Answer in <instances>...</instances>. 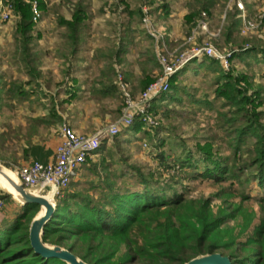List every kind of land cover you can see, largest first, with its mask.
Segmentation results:
<instances>
[{
  "label": "trees",
  "instance_id": "obj_1",
  "mask_svg": "<svg viewBox=\"0 0 264 264\" xmlns=\"http://www.w3.org/2000/svg\"><path fill=\"white\" fill-rule=\"evenodd\" d=\"M126 1L116 0L113 3L114 13L119 12L122 5L125 6L122 11L125 18L119 28L125 36L120 37L118 46L117 41H110L112 47L100 51L96 57L98 61L108 62L107 70L114 72L116 76L115 82L102 86L100 96H122L114 61H124L127 43H130L126 35L132 31L139 34L137 26L145 16L143 8L153 6L156 13L161 12L159 15L168 19L175 2L141 0L138 6H132ZM229 1L188 0L183 24L185 33H192L204 19V13L210 16L217 6L226 9ZM39 2L40 8L44 10L46 4L42 0ZM90 5V0H78L71 19L58 16L65 50L59 53V57L68 62L76 58L81 47L88 41L92 20ZM17 9L23 14L21 50L18 51H21V62L27 68L29 80L26 83L13 82L8 85L4 74H0V109L5 96L10 101L30 97L26 86L35 84L42 78L40 57L34 50L41 36L34 35L36 23L32 7L18 0ZM239 13L240 10L235 7L234 12L227 15V20H233L225 26L228 46L237 43V32L242 24L238 18ZM141 33L152 47L140 54L138 66L143 77L138 81L135 92H143L154 81L152 75L161 70L153 50L155 39L145 30ZM248 42L247 39L246 43ZM240 47L239 50H234L231 46L232 62L246 58L259 59L260 56L264 62V43L253 42ZM199 68L216 73L215 98L221 101L217 114L220 129L233 147L232 155L223 156L210 142L196 146L197 156L190 151L183 158H171L161 152L160 167L164 172L176 171V175L167 180L161 174L158 177L152 172H146L141 166H127L129 173L141 187V190H132L126 183L121 185L111 179V164L108 159L113 158L114 153L112 149L108 150L103 146L98 152L101 157L99 164L91 166L100 177L104 175L100 184L91 186L93 189H100L99 197L95 198L87 192H68L69 188L56 197L57 212L46 226L43 236L46 244L68 249L88 264H186L197 257L213 253L230 257L233 264H264V110H259L264 105V87L256 85L254 76L248 72H239L236 68L225 71L219 62L211 58H205ZM187 70L188 66L178 72L171 80L169 92L153 101V112L158 113L162 107L157 104L159 102L184 101L179 95L186 93L182 83ZM124 80L127 82L126 78ZM74 95L71 99L75 98ZM192 100V103L201 107H213V102L209 100H195L194 97ZM62 120L58 105L53 100L49 116L36 119L33 128L42 124L50 127ZM142 127V121L137 119L130 131L140 133ZM121 135L114 138L118 147L122 143L119 138ZM23 153L26 159L33 156L43 162L51 154L31 143ZM88 163L91 161L86 164ZM200 164L204 165L203 172L200 171ZM186 171H190L194 178L212 179L217 183L234 180L243 189V199L249 198L248 192L252 189L257 190L261 195L262 218L247 241H224L222 237V229L236 218L235 212L223 214L221 210L218 214H213L212 198L188 199L179 192L176 186L184 179L182 175ZM217 196L227 197V194ZM0 197L7 202L12 201L8 196ZM39 211L38 205H27L21 207L13 219L0 221V264H66L59 259H44L32 248L30 226Z\"/></svg>",
  "mask_w": 264,
  "mask_h": 264
},
{
  "label": "rangeland",
  "instance_id": "obj_2",
  "mask_svg": "<svg viewBox=\"0 0 264 264\" xmlns=\"http://www.w3.org/2000/svg\"><path fill=\"white\" fill-rule=\"evenodd\" d=\"M21 1L31 5V7L34 3L38 4L41 17L38 21L34 20L36 23L34 35L41 36V43L39 45L36 44L34 50L40 59H42L40 67L46 62L44 65L49 69L46 71V78L44 80L41 78L37 83L26 86V91L30 97L21 101L16 99L10 101L5 96V100H3V106L0 109V163L9 164L12 168H20L31 161V158H25L23 149L25 148L24 144L29 139L28 124L33 122V117L37 116L36 118L38 119L46 112L45 110H49L50 113L51 102L53 100L58 105V112L67 109L71 104L69 103L68 106L63 107V103L58 99L61 92L60 88L63 87L67 77V73H61L58 69L59 66H57L60 59L59 53L65 51L63 50L64 40L62 30L59 27L58 16L62 15L67 19H71L76 2H78V0H42L46 4V8L42 10L39 0ZM114 1L116 0H90L91 26L88 33V41L82 47L83 53H80L83 58L88 57L89 61L91 60V50L96 45L106 42V40L118 42L120 37L125 36L119 29L121 22L125 18L122 12L125 6L122 5L120 11L114 13ZM140 1L127 0L126 2L132 6H138ZM174 1L173 16L184 24V20L182 19L187 14L186 4L188 0ZM237 1L230 0L226 9L217 6L212 11V14L208 16L210 32L214 34L218 33V35L216 37L209 34L203 36L205 37V42L207 41V43H211L219 49L227 48L229 50H231V46L234 50H239L241 45L246 46L253 42L264 43V31L257 34L242 35L240 26L237 32L238 39L235 41L237 43H231L228 46L225 26L232 23L233 20H227V15L234 12V8L237 7ZM241 1L251 20L255 21L258 19V16H264V0ZM4 2L10 8L11 14L8 19L4 20L1 18L0 11V74H4L8 85H11L13 82L26 83L29 80V76L26 66L21 62V51H18L21 50L20 29L23 23V14L17 9L18 0H4ZM145 7L150 8V14L160 28H165L169 21H171V19H166L156 13L155 7ZM262 20L263 24L260 26L264 30V18ZM110 22L113 24H110ZM137 29L144 30L142 23L139 24V27L137 26ZM189 35L184 31V36L177 44L171 46L167 43L168 49L171 52H176L175 54L184 52L188 47L184 46V37ZM126 36L130 37V41L132 42L131 46L133 47L131 50L134 62L138 60L137 56L140 50L144 51V49L152 47L149 41L143 38L144 36L142 37L143 39L139 40V34L133 31ZM247 39L249 40L248 43H246ZM141 40L143 42L139 44ZM153 50H156L155 45ZM201 62H191L188 65L186 74L183 76L184 80L182 84L186 89V93L179 96L184 101L157 103L162 106L158 110V113L152 111L158 122L157 127L149 131L142 129L140 133L132 132L130 131L131 129L123 131L122 137H119L122 140L119 147L116 144V139H105L103 141L100 150L104 146L108 150L112 149L114 153V157L108 159V163L111 164V179L114 182L121 185L126 183L132 190H141V187L136 182L137 179L132 177V174L128 171L127 166L131 165L141 166L146 172H152L158 177L161 174L163 178L169 180V177L176 175V171L164 172L160 167V153L165 152L171 158H183L191 151L197 156L196 146L199 143L203 145L206 142H210L213 144L214 149L219 150L223 156L232 155L233 147L229 144L227 138L224 137L225 134L220 129L221 123L217 114L221 101L215 98V90L217 89L216 73L213 70L206 71L204 68H199ZM233 65L232 70L236 68L239 72H248L251 76H254V83L256 85L264 87V62L262 56L259 59L246 58L241 61L237 60L233 62ZM134 67L139 70L136 64H134ZM161 72L162 68L153 74L154 81L156 76ZM136 85L138 88L139 82ZM129 89L135 97L140 96L144 92L138 90L137 93H134L130 85ZM187 93L192 97L190 98ZM193 97L195 100H209V102H213V107L210 109L209 107L196 105L192 103ZM120 102L118 105L123 108L122 96ZM259 110H264V105ZM121 112V110L112 112L109 119L110 122L100 130L116 123L121 116ZM63 120L56 125L45 126V130L42 128V133H47L48 136L52 133L54 134V130H56L55 134L59 137V127L63 123ZM38 128L39 126L31 128L30 132L35 131L37 133ZM46 139L48 138L45 137ZM100 158L98 156L94 161L86 164L80 170L78 177L72 182L68 192H87L95 198L99 197L101 193L100 189H93L91 186L92 184H100L104 175L100 177L91 166L92 164H99ZM32 161L40 162L35 157H33ZM200 171H204L203 164H200ZM182 176L184 179L180 180L181 182L176 187L188 199L212 198L213 214H218L221 210L224 212L223 214L235 212L236 218L231 220L221 231L224 241L231 239L247 241L248 236L260 224L262 218L260 207L261 195L257 190L252 189L248 192L249 198L243 199L241 195L243 189L239 188V183L234 180L230 179L217 183L212 179L194 178L190 171L184 172ZM222 193L227 194V197L217 196ZM7 205L8 202H6L5 208Z\"/></svg>",
  "mask_w": 264,
  "mask_h": 264
},
{
  "label": "built area",
  "instance_id": "obj_3",
  "mask_svg": "<svg viewBox=\"0 0 264 264\" xmlns=\"http://www.w3.org/2000/svg\"><path fill=\"white\" fill-rule=\"evenodd\" d=\"M1 18L6 20L10 17L11 10L4 0L0 1ZM240 10L239 18L242 19L240 28L242 35L257 34L263 32V15L257 20H251L241 0L237 1ZM34 20L40 19V11L37 3L32 4ZM145 14L142 28L155 39V49L158 62L162 72L158 74L155 81L151 83L144 92L135 97L129 89V84L124 80L122 70L117 67L118 86L122 92L123 108L119 120L97 131L93 135L78 134L69 121L64 118L59 127L60 142L55 149L54 159L48 163L30 161L17 169L19 176L28 189H40L48 191L54 199L66 191L72 182L78 177L80 170L90 161L98 157L105 139H114L123 131L130 129L140 119L143 130H151L158 126L155 115L152 113L153 101L159 96L169 92L172 78L193 61H202L211 58L220 63L225 71H229L234 65L232 62V51L224 48L219 49L211 43L205 42L207 34L213 37L218 35L211 33L208 15L203 14V20L199 22L192 33L184 37V46H188L184 52L175 54L167 46L168 33L160 28L150 14V8L144 7ZM6 202L0 197V215L4 211ZM1 221V219H0Z\"/></svg>",
  "mask_w": 264,
  "mask_h": 264
},
{
  "label": "crops",
  "instance_id": "obj_4",
  "mask_svg": "<svg viewBox=\"0 0 264 264\" xmlns=\"http://www.w3.org/2000/svg\"><path fill=\"white\" fill-rule=\"evenodd\" d=\"M158 14H161V12H159ZM168 19H171V21H169V23L165 27L166 29H164L169 32L167 43L173 46L177 44V42L184 36L183 23L175 19V17L173 16V11ZM182 20H184V18ZM139 36V40L144 38L141 33V29H139ZM129 42L130 43H127V53L125 55L124 61L121 63H117L116 61H114V66L116 70L117 67L122 70V72L124 73V78L127 79V82L131 86L132 91L134 93H137L138 90H136L135 92V89H137L136 83H138L137 81H139L143 77V74L138 66V62L140 61V54L142 51L140 50L137 56L138 60L134 62L132 60L133 56L131 50L133 46H131L132 42ZM142 42V40L139 41V44ZM39 43H41V40L38 41L37 45H39ZM116 46H118V42L116 43ZM82 47L78 52L76 58L72 60V62H68L65 59L62 60V58L59 57L60 59L57 65L59 66L58 69L61 71V73H67V77L66 81H64L63 87L60 88L61 92L59 93L60 96H58V99L63 103V107L68 106L69 103H71L70 106L67 107V109H64L61 112L59 111V114L62 118H65L69 121L73 129L78 134L91 135L99 131L102 127L110 122L109 119L111 118L112 112L119 110L122 111V107L118 105L121 97L99 95V91L102 89V86L104 84H109L110 82H115L116 80L114 72H109L107 70V67L109 65L108 62L96 60V57L100 53V51H104L106 49L108 50L112 47V43L106 40V42H102L101 44L96 45L91 50L90 61L88 57L83 58L82 54H80L83 53ZM44 58L46 59V57ZM41 61L42 59H40V62ZM45 63L46 62H44V64ZM44 64L39 68L41 71L42 80L46 78V71L49 69ZM134 64L137 65L139 70L134 67ZM152 77L154 76L152 75ZM73 95L75 96V98L71 99V96ZM45 111L46 112H44L39 118H46L49 116V110ZM36 117L37 116H34L33 122L31 124H28L29 139L28 142L24 144L25 148L23 149V151L29 148L30 143L35 146L42 147L45 151L50 152L51 154L47 158L46 162H43L41 160L40 162L48 163L54 159L55 149L59 144L60 139L55 134L56 130H54V134L52 133L48 136L47 133H42V128H46L44 124L39 126V133H36L35 131L30 132V129L35 125L34 122L37 119ZM45 137H47L48 139L45 140ZM43 140L45 141L42 142ZM30 158L32 161L33 156H31ZM21 207L22 206L18 205L13 200L11 202H8L7 207L0 215V219H13L15 215L20 211Z\"/></svg>",
  "mask_w": 264,
  "mask_h": 264
},
{
  "label": "water",
  "instance_id": "obj_5",
  "mask_svg": "<svg viewBox=\"0 0 264 264\" xmlns=\"http://www.w3.org/2000/svg\"><path fill=\"white\" fill-rule=\"evenodd\" d=\"M0 180L8 187L5 188L0 182V196H8L22 207L27 205L40 207L30 226V241L37 255L44 259H59L66 264H88L70 250L44 242L45 228L58 208L56 199L50 198L48 191L25 188L17 169L3 163H0ZM186 264H233V262L230 257L213 253L197 257Z\"/></svg>",
  "mask_w": 264,
  "mask_h": 264
},
{
  "label": "bare ground",
  "instance_id": "obj_6",
  "mask_svg": "<svg viewBox=\"0 0 264 264\" xmlns=\"http://www.w3.org/2000/svg\"><path fill=\"white\" fill-rule=\"evenodd\" d=\"M0 182L2 186H4L5 188H8L7 185L3 181L0 180ZM49 197L52 198V195L50 194Z\"/></svg>",
  "mask_w": 264,
  "mask_h": 264
}]
</instances>
